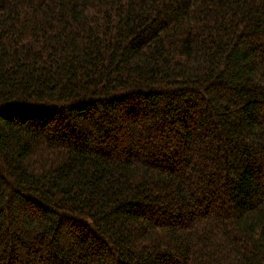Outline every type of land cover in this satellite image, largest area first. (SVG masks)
<instances>
[{"label":"trees","instance_id":"obj_1","mask_svg":"<svg viewBox=\"0 0 264 264\" xmlns=\"http://www.w3.org/2000/svg\"><path fill=\"white\" fill-rule=\"evenodd\" d=\"M0 264H264V0H0Z\"/></svg>","mask_w":264,"mask_h":264}]
</instances>
